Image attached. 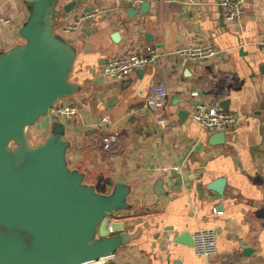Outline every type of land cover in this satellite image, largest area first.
I'll list each match as a JSON object with an SVG mask.
<instances>
[{
  "label": "crops",
  "instance_id": "0c3cea01",
  "mask_svg": "<svg viewBox=\"0 0 264 264\" xmlns=\"http://www.w3.org/2000/svg\"><path fill=\"white\" fill-rule=\"evenodd\" d=\"M72 1L75 6L65 13L62 6ZM220 1L143 0L130 6L120 0H58L53 32L75 50L67 81L76 89L27 127L28 138L36 145L50 133L52 118L65 121L67 164L101 195L112 193L125 167L127 208L117 212V221L136 233L110 256L87 264H264V0H245L234 21L225 19ZM27 3L0 0L9 19L0 26V53L25 43L19 29L29 14ZM131 7L138 11L129 14ZM92 8L94 18L71 34L61 32ZM196 43L218 53L198 61L180 55ZM147 45L163 53L155 63L123 78L100 75L108 60ZM152 85L168 92L159 109L143 107ZM193 92L240 122L205 131L192 118ZM59 106L74 107L76 114L58 116L52 109ZM219 132L224 139L210 143ZM107 135L115 138L107 143L114 150L103 143ZM221 180V194L209 189ZM200 228L216 232L210 258L187 245Z\"/></svg>",
  "mask_w": 264,
  "mask_h": 264
},
{
  "label": "water",
  "instance_id": "95a60500",
  "mask_svg": "<svg viewBox=\"0 0 264 264\" xmlns=\"http://www.w3.org/2000/svg\"><path fill=\"white\" fill-rule=\"evenodd\" d=\"M57 2L28 0L19 29L25 43L0 53V264L97 262L136 236L117 221V212L127 208L125 167L112 193L101 195L67 164L65 121L52 118L50 133L36 145L28 138L27 127L76 89L67 81L75 50L53 32ZM75 4L62 10L68 13ZM224 137L215 133L210 143ZM221 184L209 189L221 194Z\"/></svg>",
  "mask_w": 264,
  "mask_h": 264
},
{
  "label": "built area",
  "instance_id": "2783aa9c",
  "mask_svg": "<svg viewBox=\"0 0 264 264\" xmlns=\"http://www.w3.org/2000/svg\"><path fill=\"white\" fill-rule=\"evenodd\" d=\"M130 6H138L143 0H120ZM245 0H221L220 7L223 16L227 21H234L240 18ZM96 10L94 8L84 11L81 15L74 18L72 21L61 26L63 34H71L80 27L84 21L94 18ZM9 19L3 14L0 6V26L7 25ZM259 46L264 50V38L260 41ZM180 55L189 60H204L216 55L215 50L211 45L204 43H196L192 46L185 47L179 51ZM163 53L156 45H147L140 53L124 50L117 56L108 60L100 68V75L105 78H123L134 72L138 68L148 66L155 63ZM168 92L163 85H152L149 93L145 98L143 107L150 109H159L163 106L164 100L167 98ZM192 98V118L202 125L205 131H224L231 128L240 122L239 117L230 111H224L217 108L210 102L202 99L196 92L191 93ZM52 112L61 117L74 116L76 109L71 106H59L52 109ZM159 115V114H157ZM105 121V120H104ZM115 140L114 136L109 135L103 137L105 143H110ZM176 169V167H173ZM192 249L195 255L204 258H210L216 252V232L213 228H200L191 234ZM102 262H99V264Z\"/></svg>",
  "mask_w": 264,
  "mask_h": 264
},
{
  "label": "trees",
  "instance_id": "16d2710c",
  "mask_svg": "<svg viewBox=\"0 0 264 264\" xmlns=\"http://www.w3.org/2000/svg\"><path fill=\"white\" fill-rule=\"evenodd\" d=\"M101 135H99V137H100ZM109 135H107V136H104V137H108ZM102 137V136H101ZM100 137V138H101ZM106 146H109L110 148H111V150H114L113 149V145L112 144H107V143H105V142H103ZM111 143V142H110ZM113 152H115V151H113Z\"/></svg>",
  "mask_w": 264,
  "mask_h": 264
}]
</instances>
